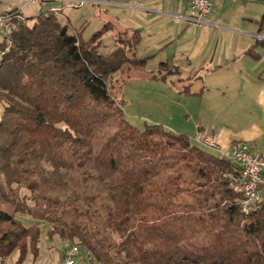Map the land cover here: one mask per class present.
Instances as JSON below:
<instances>
[{
  "label": "trees",
  "instance_id": "1",
  "mask_svg": "<svg viewBox=\"0 0 264 264\" xmlns=\"http://www.w3.org/2000/svg\"><path fill=\"white\" fill-rule=\"evenodd\" d=\"M33 21L0 63V201L11 210L0 209V264L39 253L41 230L19 213L51 224L49 239L91 252V264H264V194L243 210L238 164L185 134L127 120L112 81L147 75L150 58L121 46L102 55L111 23L84 40L49 11ZM257 25L263 33L264 13Z\"/></svg>",
  "mask_w": 264,
  "mask_h": 264
},
{
  "label": "crops",
  "instance_id": "2",
  "mask_svg": "<svg viewBox=\"0 0 264 264\" xmlns=\"http://www.w3.org/2000/svg\"><path fill=\"white\" fill-rule=\"evenodd\" d=\"M251 1L255 0H213L214 8L209 24L198 27L185 20L189 13V0H88L82 7L88 6L93 17H87L81 29L88 28L97 19L103 26L106 23L115 26L116 29L107 34L115 40L120 34L137 36L140 42L130 49L131 55L137 59L150 58L146 73L159 76L156 80L149 77L145 81L164 83L173 89L174 84L181 81L191 86V90L197 86L200 89L199 95L211 90L221 96L232 91L244 92L247 107L250 98L257 96L259 100L256 103L261 111L255 115L258 114L256 121H261L264 117V46L259 45L257 21L264 12L258 14L257 10L254 15L255 11L252 12L253 9L248 7ZM45 3H49L46 7L48 9L42 6V11L60 9V21L64 18L62 23L70 27L66 8H77L70 7L64 0H48L41 4ZM21 9L25 10L26 5ZM248 9L251 12L248 13ZM230 11L233 12L231 18ZM254 47L253 56L250 50ZM163 63L178 70V79H161ZM216 96L218 98L217 93ZM219 103L217 106L221 105ZM222 124L223 127L217 123L218 126L212 125L211 129H202L201 132L215 137L225 148H221L223 151L230 150L240 142L249 141L253 151L264 154L253 146V142L257 143L263 133L258 131L249 135L244 132L239 136L245 139H237L236 133L226 128L225 123Z\"/></svg>",
  "mask_w": 264,
  "mask_h": 264
},
{
  "label": "rangeland",
  "instance_id": "3",
  "mask_svg": "<svg viewBox=\"0 0 264 264\" xmlns=\"http://www.w3.org/2000/svg\"><path fill=\"white\" fill-rule=\"evenodd\" d=\"M25 5L27 6L24 13L26 16H29L26 24L28 26H32L35 17L40 13V11H42V6L46 8L49 6V3L36 5L33 3L28 4V0H2L0 3V13L8 11L9 8L13 7L21 9ZM248 7L253 9L252 12L255 11V13H253L254 15H256L257 10L258 14L264 12V4L257 3L256 1L249 2ZM247 11L248 13L251 12L250 9ZM90 12L91 11L88 6L77 9L66 8V16L71 23L69 24L70 29L73 27V30H71L72 33L78 35L79 38L81 37L79 31L81 26H84V20H88L89 17H93V14H90ZM229 13V18H231L233 12L230 11ZM63 19L64 18L61 19L62 22L64 21ZM102 26L103 24L99 23L97 19L93 20L91 26L83 29V39L89 40L94 33L101 29ZM193 26L199 27L200 25ZM111 36L112 35H106L103 40L102 47L99 50L102 55H109L118 46L128 49L135 47L136 38L132 35H120L118 43H116L115 39ZM150 70H152V65H150ZM177 71V69H173L172 67H168V69L163 68L160 70V75L162 77L166 76L176 80L178 79ZM148 72L152 73L151 71ZM150 76L151 75L141 76L138 75V73H130L126 76L124 73L120 72L112 81L113 90L116 92L119 100L124 105L126 118L133 126L143 131L146 125H162L166 129L174 131L175 133L187 135L190 137L193 144L220 156L219 153L203 147L200 143L195 141V138L198 133L202 131V129L209 130L212 128V125H217V123L220 127H223L222 123H225L226 128L236 133L237 139L242 138L244 140L245 138L239 136L244 132H247L249 135H254L258 131L259 133H263L257 143L253 142V146L259 152L264 153V117H262L263 120L256 121L258 114L255 115V113L261 111L256 103L257 100H259L257 96L250 98L249 102H247V107L245 104L246 98H244V92L241 94L240 92L232 91L226 96H221L217 91L211 90L210 92H205L204 95H199L198 93H200V89L196 86L194 90L190 89V92L187 93L184 84L180 81L174 85L175 88L173 89L169 88L164 83L145 81L147 78L149 79ZM117 80H125V85L122 89H120L119 84H116ZM193 93H197V95H193ZM216 93L218 94V98ZM216 101H218L217 103L222 102L223 104L219 103L221 105L217 106V103L214 104ZM250 104H252L251 108L249 107ZM3 111L4 103L0 102V119ZM217 114L219 116H217ZM221 119L224 122H222ZM202 133L205 134V132ZM245 142L251 143L249 141ZM219 146L222 149H225L220 142ZM94 149L95 152L98 153L100 148L95 145ZM20 195L28 196V192L26 190H22ZM0 209L8 212L11 211L9 206L1 201ZM16 218L25 226L37 225V227L41 230L39 253L35 254V256H33V254H29L24 264L63 263L62 261L65 258L66 251L73 247L72 243L64 241L58 236H54L52 239H49L48 235L52 229V225L47 222L37 221L32 217L21 213L17 214ZM18 258L19 253L17 251L6 260V264H16ZM91 262L95 263L94 260L86 258L84 254H81L75 264H91Z\"/></svg>",
  "mask_w": 264,
  "mask_h": 264
},
{
  "label": "built area",
  "instance_id": "4",
  "mask_svg": "<svg viewBox=\"0 0 264 264\" xmlns=\"http://www.w3.org/2000/svg\"><path fill=\"white\" fill-rule=\"evenodd\" d=\"M48 0H28L29 3L41 4ZM50 1V0H49ZM70 7L80 8L88 0H64ZM2 0H0V3ZM27 6V5H26ZM213 0H189V13L185 20L192 25H208L209 18L213 12ZM50 12L60 15V9L51 8ZM28 21L23 9H17L0 13V43L6 42L7 48L0 52V63L3 55L12 45L11 38L15 31ZM258 39L264 41V32L259 33ZM195 141L203 147L213 150L223 158L238 164L240 171L233 177L237 187L244 193L243 210L248 213L250 210L257 209L263 201L264 194V154H259L252 150L248 143H239L230 150L223 151L219 146L218 140L208 134L199 132ZM84 254L86 258L93 259L91 252L73 246L65 253L62 264H75L79 255Z\"/></svg>",
  "mask_w": 264,
  "mask_h": 264
}]
</instances>
